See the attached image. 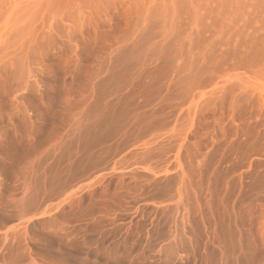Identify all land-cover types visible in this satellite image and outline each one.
Returning <instances> with one entry per match:
<instances>
[{"label":"rangeland","instance_id":"rangeland-1","mask_svg":"<svg viewBox=\"0 0 264 264\" xmlns=\"http://www.w3.org/2000/svg\"><path fill=\"white\" fill-rule=\"evenodd\" d=\"M0 264H264V0H0Z\"/></svg>","mask_w":264,"mask_h":264}]
</instances>
